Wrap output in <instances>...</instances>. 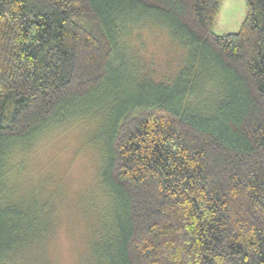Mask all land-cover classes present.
I'll return each mask as SVG.
<instances>
[{
  "label": "trees",
  "instance_id": "trees-1",
  "mask_svg": "<svg viewBox=\"0 0 264 264\" xmlns=\"http://www.w3.org/2000/svg\"><path fill=\"white\" fill-rule=\"evenodd\" d=\"M221 2L0 0V264L39 250L53 224L10 156L89 109L103 207L119 205L98 264H264V0L217 33ZM141 20L184 49L168 80L119 44Z\"/></svg>",
  "mask_w": 264,
  "mask_h": 264
},
{
  "label": "rangeland",
  "instance_id": "rangeland-1",
  "mask_svg": "<svg viewBox=\"0 0 264 264\" xmlns=\"http://www.w3.org/2000/svg\"><path fill=\"white\" fill-rule=\"evenodd\" d=\"M247 10V0H222L214 31H238ZM130 26L119 44L136 70L157 80L176 75L184 49L172 41L166 28L146 20ZM99 120V114L89 109L55 122L41 131L29 149L18 148L10 156V163L26 162L11 178L24 183L22 190L33 185L41 189L38 191L43 200H51L49 215L53 222L41 248L27 253L18 264H98L92 245L97 242L98 248L105 250L104 237L119 209L113 201L105 210L107 195L98 186L101 152L94 137L103 132L101 126L95 129Z\"/></svg>",
  "mask_w": 264,
  "mask_h": 264
}]
</instances>
